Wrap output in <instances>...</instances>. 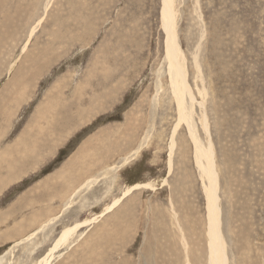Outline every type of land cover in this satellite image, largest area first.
<instances>
[{"label":"rangeland","instance_id":"obj_1","mask_svg":"<svg viewBox=\"0 0 264 264\" xmlns=\"http://www.w3.org/2000/svg\"><path fill=\"white\" fill-rule=\"evenodd\" d=\"M82 1L0 0V263L38 264L64 227L94 219L51 264H208L193 145L170 152L164 0ZM170 2L225 167L229 264H264V0Z\"/></svg>","mask_w":264,"mask_h":264},{"label":"bare ground","instance_id":"obj_2","mask_svg":"<svg viewBox=\"0 0 264 264\" xmlns=\"http://www.w3.org/2000/svg\"><path fill=\"white\" fill-rule=\"evenodd\" d=\"M170 1L171 0H164L163 9H162V17H161L163 19V29L167 35L166 46H165V50L167 52L166 58L170 61V64H169L170 67L168 69V79L170 82L171 90L170 91L167 90L168 92H166V93L169 94V96L171 98L170 100H172V102L176 106V108H175L176 124L174 125L175 130L172 133L173 136L171 138L170 145H169L170 146V152L174 151V149H175V147H177V145H179V147L181 148L182 144L183 143L185 144V142L193 145V161H194V165H195L196 175H197V177H199V179L202 182V191L204 193L205 200H206V207H205L207 210V213H206L207 237L206 238L209 241L208 242V251H207V255L209 256L208 264H229V259L227 256L228 249H227V243H226V240H228V239H224L225 232L223 230V226H224V224L222 222L223 218H221L222 208L220 206L221 200H220V192H219V188H220L219 182H220L221 178L225 177L224 176V168L225 167L223 168V166H222L223 162L222 161H221L222 162L221 164L217 163V160L215 159L214 146H213V144H211L212 141H210V139H207V141L204 140V138L206 137V133H207V135L209 134V131L207 129V114L205 112H202V115L198 116V118H197L195 116L196 114L194 113L195 105L198 104L200 108H203V102L204 101L203 102L197 101V99L193 96L190 85H188L187 82L185 81L186 70L184 69L185 65H184V61H183V59H184L183 51H182V49H180L177 33L174 30L173 21H170V22L167 21V19H168L167 17L173 16L172 11H170V9L172 7V3ZM48 7H46V8H48ZM43 17H44V15H43ZM39 20L41 21V19H39ZM77 21H75V22H77ZM170 23H173V28L169 27ZM57 25H59V24H57ZM0 26H1V24H0ZM88 26H89V24H88ZM34 28L36 29V27H34ZM33 31L34 30H32L31 33H33ZM70 36H74V35H70ZM25 47H22V48L24 49ZM21 83H24V85H25V81H23ZM24 85L22 86L23 90L25 87ZM158 88H160L159 85H158ZM158 90H160V89H158ZM20 92L22 94V91H20ZM198 95L202 96L199 91H198ZM157 96H158V93L156 92V95H154L155 103H156V101H158V98H156ZM155 103H153V106L157 105V103L156 104ZM180 124H182V127L184 126V128L186 130V135H183V136L181 135V138H179V139H181V141H178L179 142L178 143L175 141L174 136H175L176 132L179 130ZM198 124H199V128L202 130L201 135L203 133V138L200 137V135H199V132H198L199 128L197 129ZM186 136H188V138ZM183 138H185V139H183ZM146 140H147V138L145 136L143 141H146ZM142 144H144V143H142ZM142 144L140 145V147H138L137 149H135L132 152L133 153L132 158L135 157L139 153V151L141 150V147L143 148ZM17 146H19V145H17ZM13 148H14V146H13ZM7 151H8V149H7ZM124 161H127V159L125 158ZM4 171L7 173V169H4ZM1 172H0V174H1ZM226 172H228V171H226ZM225 175H226V173H225ZM220 176H221V178L219 179ZM0 179H3V177ZM94 182L96 183V180L87 181L83 187H81L80 189H78L76 191V193H78V191L83 189V188L88 189L93 184H95ZM226 183L227 182H225V184ZM137 186L146 187L148 189L152 188L151 185L150 186L149 185H144V186L137 185ZM134 189H136L135 186L132 187L131 189L130 188L125 189V191L122 194L123 197H120L119 199L114 200V202L111 205L106 207L104 214L107 212H110L112 209H114L119 204V202L122 199H124V197H127L130 192L134 191ZM93 222H94V219H90V220H87V222H85V223L81 222V223L72 224L71 227H64V229H62L60 231V233L56 236V238L52 242V246H50V249L47 251V253L40 257L38 264H51L55 258L56 252H58V250L61 247L65 246L66 243H68L70 241V239L73 237L72 235H74L81 227L88 226L89 224H91ZM45 226H47V225H45ZM41 227H43V226H41ZM41 230H43V228ZM226 235H227V233H226ZM23 241H25V240H23ZM26 244H29V243H26ZM25 248H26V246H25ZM9 252L10 251H8V253ZM236 259H238V257ZM234 262H235V260H234Z\"/></svg>","mask_w":264,"mask_h":264}]
</instances>
